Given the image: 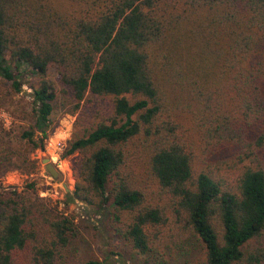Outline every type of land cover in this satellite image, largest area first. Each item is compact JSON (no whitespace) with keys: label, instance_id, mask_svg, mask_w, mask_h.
<instances>
[{"label":"trees","instance_id":"16d2710c","mask_svg":"<svg viewBox=\"0 0 264 264\" xmlns=\"http://www.w3.org/2000/svg\"><path fill=\"white\" fill-rule=\"evenodd\" d=\"M27 77L22 141L44 148L67 96L69 200L145 264L199 248L203 264H264V0H0V106ZM89 95L111 113L90 122ZM16 157L30 163L0 136V179ZM74 236L70 217L0 187V264H106L77 260Z\"/></svg>","mask_w":264,"mask_h":264},{"label":"rangeland","instance_id":"374dc122","mask_svg":"<svg viewBox=\"0 0 264 264\" xmlns=\"http://www.w3.org/2000/svg\"><path fill=\"white\" fill-rule=\"evenodd\" d=\"M55 76L56 68L53 65L49 68V77L54 80ZM36 83V79L31 80L27 77L23 92L9 97L8 101L0 106V136L11 142L13 152H20L23 157L27 156L30 159V163L22 165L16 157L10 171L0 179V187L16 188L27 198L41 200L55 214H62L73 219L75 236L72 239V253L77 260L83 262L107 259L106 264H119V262L145 264V258L139 256L129 245L114 235L109 228L108 217L96 219L90 207L78 201L69 200L77 183L74 162L79 156L63 158L77 123V116L72 114L74 105L69 102L67 96L62 92L58 94L48 131L49 137L44 142L45 150L32 151L22 141V133L30 130L34 122L31 94ZM0 88L3 94L7 92L1 83ZM82 109L86 110L88 119L93 122L97 120V116H108L111 113L112 102L109 98L89 95ZM35 136L36 140H39L42 135L37 132ZM43 159H49L55 166L59 173L57 178L46 170ZM30 184H34V189L29 188ZM177 253L175 249L170 252L167 257L169 264H203L205 260V251L200 248L191 251L189 256L179 257Z\"/></svg>","mask_w":264,"mask_h":264},{"label":"water","instance_id":"95a60500","mask_svg":"<svg viewBox=\"0 0 264 264\" xmlns=\"http://www.w3.org/2000/svg\"><path fill=\"white\" fill-rule=\"evenodd\" d=\"M42 151H44L45 149L42 148L41 149ZM43 163H45V167H46V170L54 177V178H57L59 173L58 171L56 170L55 166L50 162L49 159H43Z\"/></svg>","mask_w":264,"mask_h":264},{"label":"built area","instance_id":"2783aa9c","mask_svg":"<svg viewBox=\"0 0 264 264\" xmlns=\"http://www.w3.org/2000/svg\"><path fill=\"white\" fill-rule=\"evenodd\" d=\"M54 158V157H53ZM58 158V157H57Z\"/></svg>","mask_w":264,"mask_h":264}]
</instances>
